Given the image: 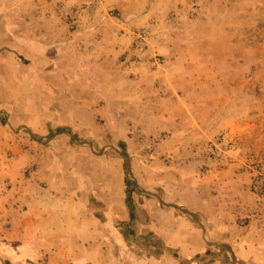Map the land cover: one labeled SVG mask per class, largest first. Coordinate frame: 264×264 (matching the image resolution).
I'll return each mask as SVG.
<instances>
[{
    "label": "rangeland",
    "instance_id": "374dc122",
    "mask_svg": "<svg viewBox=\"0 0 264 264\" xmlns=\"http://www.w3.org/2000/svg\"><path fill=\"white\" fill-rule=\"evenodd\" d=\"M106 1L33 0L71 33ZM115 2L125 50L99 85L34 68L0 29V203L15 208L29 182L87 200L106 234L96 264H202L156 235L168 214L216 246L217 264H264V0Z\"/></svg>",
    "mask_w": 264,
    "mask_h": 264
},
{
    "label": "crops",
    "instance_id": "0c3cea01",
    "mask_svg": "<svg viewBox=\"0 0 264 264\" xmlns=\"http://www.w3.org/2000/svg\"><path fill=\"white\" fill-rule=\"evenodd\" d=\"M76 1L69 0L70 3ZM11 5H14L13 0H7L1 11L0 29L9 42V48L24 59L33 61L34 68L36 62L47 61L58 75L81 77L93 86L95 82L96 85L101 83V77L109 76V70L116 68L124 54L125 46L121 47L122 42L117 35L120 20L107 12L117 7L115 0H107L98 19L85 23L80 33H71L61 20H44V10L33 0H17L16 10L8 8ZM14 14L17 15L15 22L11 19ZM75 89L72 86L69 90ZM98 101L99 98H94L87 103L93 105ZM124 195L126 198L125 192ZM15 201V208L10 209L0 203V221L9 220L12 225L7 230L0 224V264H42L45 257L49 258L50 264H96L94 260L98 258L93 256L94 250L103 253L106 234L97 215L89 213L87 200L75 204L72 199L49 196L48 191L29 182L19 189ZM76 205L84 207L85 218L74 217ZM124 211L119 220L134 222L131 212ZM167 217L172 224L165 222L154 231L170 248L177 249L183 261L217 264L216 246L207 242L194 224L175 214ZM109 220L110 224L115 221ZM91 225L93 228H88Z\"/></svg>",
    "mask_w": 264,
    "mask_h": 264
},
{
    "label": "trees",
    "instance_id": "16d2710c",
    "mask_svg": "<svg viewBox=\"0 0 264 264\" xmlns=\"http://www.w3.org/2000/svg\"><path fill=\"white\" fill-rule=\"evenodd\" d=\"M128 196L129 197H131V193L130 192H128ZM128 206H129V208H130V210H131V217H132V220L133 219H135V214H134V212H133V210L131 209V202L128 200Z\"/></svg>",
    "mask_w": 264,
    "mask_h": 264
},
{
    "label": "built area",
    "instance_id": "2783aa9c",
    "mask_svg": "<svg viewBox=\"0 0 264 264\" xmlns=\"http://www.w3.org/2000/svg\"><path fill=\"white\" fill-rule=\"evenodd\" d=\"M97 1V0H96Z\"/></svg>",
    "mask_w": 264,
    "mask_h": 264
}]
</instances>
